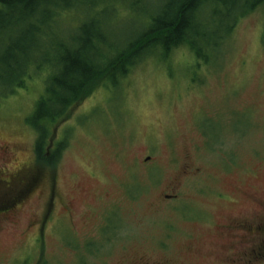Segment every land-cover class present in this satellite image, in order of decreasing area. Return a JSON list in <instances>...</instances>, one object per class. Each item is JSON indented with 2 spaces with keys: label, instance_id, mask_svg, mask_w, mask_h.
Instances as JSON below:
<instances>
[{
  "label": "rangeland",
  "instance_id": "rangeland-1",
  "mask_svg": "<svg viewBox=\"0 0 264 264\" xmlns=\"http://www.w3.org/2000/svg\"><path fill=\"white\" fill-rule=\"evenodd\" d=\"M164 4L120 3L102 16L107 41L136 38ZM62 17L54 24L60 36L40 53L48 65L58 64L65 55L58 45L70 46L86 18L79 11ZM263 33L258 9L208 62L179 48L171 60L148 56L126 79L98 86L50 131L45 142L51 138L59 151L48 166L36 161L38 134L28 125L48 96L45 73L13 95L0 86V173L21 169L25 177L17 176L13 190L0 183V264H127L138 257L213 264L221 243L213 227L247 208L250 194L264 196ZM5 146L15 151L3 160ZM185 165L195 172L181 175ZM111 204L120 210L118 229L104 241L89 213L99 216ZM64 206L72 220L62 216Z\"/></svg>",
  "mask_w": 264,
  "mask_h": 264
},
{
  "label": "trees",
  "instance_id": "trees-1",
  "mask_svg": "<svg viewBox=\"0 0 264 264\" xmlns=\"http://www.w3.org/2000/svg\"><path fill=\"white\" fill-rule=\"evenodd\" d=\"M138 1L0 0V44L6 45L0 56V86L13 95L16 89L25 88L27 80L42 77V72L46 77L48 96L39 98L35 117L28 122L38 134L35 156L39 165L56 161L59 145L52 150L51 138L45 142L50 131L69 120L95 88L126 79L148 56L171 60L179 48L200 63L208 62L228 42L239 20L258 9L264 11V0H165L158 13L148 16L144 31L136 38L119 44L108 42L107 22L102 16H112L120 3ZM77 11L86 18L80 19L68 45L71 48L67 51L68 46L59 44L65 55L57 65L46 64L40 56L42 47L60 36L54 24L60 16ZM24 16L32 21L26 29L19 26ZM15 33L20 36L14 37ZM32 38L37 39L34 44Z\"/></svg>",
  "mask_w": 264,
  "mask_h": 264
},
{
  "label": "flooded vegetation",
  "instance_id": "flooded-vegetation-1",
  "mask_svg": "<svg viewBox=\"0 0 264 264\" xmlns=\"http://www.w3.org/2000/svg\"><path fill=\"white\" fill-rule=\"evenodd\" d=\"M14 146H5L1 149V154L4 158H10L12 152L15 151ZM5 167V165H3ZM191 167L188 165L184 166V174H193L195 171H188ZM3 177L5 176V181L0 180L1 184L6 185V190H13L15 187V180L19 174L23 175V171L18 169V171L13 175H8L5 169L1 170ZM25 179V177H24ZM16 186V185H15ZM263 193V192H262ZM216 198L222 199L223 194L220 192H215ZM168 198V196H165ZM54 199V192L52 193V200ZM250 199V205L242 210H237L236 214L233 216H226L224 220L218 222L215 226L213 224V231L220 238L221 243L217 246L218 256L214 260L213 264H264V196L250 194L248 200ZM12 206L5 209L8 214L13 213ZM119 208L111 204L105 207L98 214L93 212L89 213L94 220L97 219L99 222L96 225L99 237L102 236L104 241L115 236L118 229L119 220ZM62 216H67L68 219L72 220L73 215L69 207L64 206L62 209ZM49 215V210L43 214V218ZM66 217V218H67ZM34 226V223H30L28 229L30 230ZM42 233V227L40 230ZM192 250V246L188 248V251ZM127 264H178L173 259H168L166 257L160 259H153L149 257H138L133 259V261Z\"/></svg>",
  "mask_w": 264,
  "mask_h": 264
},
{
  "label": "bare ground",
  "instance_id": "bare-ground-1",
  "mask_svg": "<svg viewBox=\"0 0 264 264\" xmlns=\"http://www.w3.org/2000/svg\"><path fill=\"white\" fill-rule=\"evenodd\" d=\"M40 16V15H39ZM50 19V17H49ZM29 20V21H28ZM23 23H20V27L23 28V29H26V26H28L29 24L32 23V21L30 20V18L28 16H24L23 17V20H22ZM28 22V23H27ZM35 40H37L36 38H32L31 41L32 43L34 44ZM33 44H30L31 46H33Z\"/></svg>",
  "mask_w": 264,
  "mask_h": 264
}]
</instances>
